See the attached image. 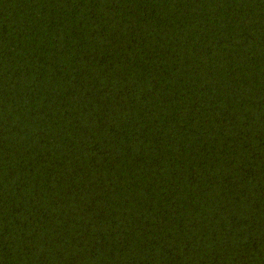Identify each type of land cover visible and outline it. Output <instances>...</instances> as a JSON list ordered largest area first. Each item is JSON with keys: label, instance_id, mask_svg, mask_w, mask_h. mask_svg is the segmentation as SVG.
Returning a JSON list of instances; mask_svg holds the SVG:
<instances>
[{"label": "trees", "instance_id": "1", "mask_svg": "<svg viewBox=\"0 0 264 264\" xmlns=\"http://www.w3.org/2000/svg\"><path fill=\"white\" fill-rule=\"evenodd\" d=\"M0 264H264V0H0Z\"/></svg>", "mask_w": 264, "mask_h": 264}]
</instances>
